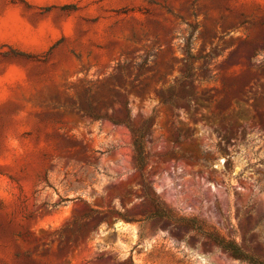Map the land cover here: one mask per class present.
Instances as JSON below:
<instances>
[{
  "label": "rangeland",
  "instance_id": "rangeland-1",
  "mask_svg": "<svg viewBox=\"0 0 264 264\" xmlns=\"http://www.w3.org/2000/svg\"><path fill=\"white\" fill-rule=\"evenodd\" d=\"M156 201L264 262V0H0V264H252Z\"/></svg>",
  "mask_w": 264,
  "mask_h": 264
},
{
  "label": "trees",
  "instance_id": "trees-1",
  "mask_svg": "<svg viewBox=\"0 0 264 264\" xmlns=\"http://www.w3.org/2000/svg\"><path fill=\"white\" fill-rule=\"evenodd\" d=\"M132 87L136 89V93H143V85L137 84V82L134 81L132 83ZM162 102L170 103L171 100L169 98H163ZM128 105V100L122 101V106L120 109L122 110L123 108L127 111L125 116H120V114L117 113H113L111 115L108 113L102 114V112L97 110V106L92 102L89 103V108L84 111L96 119L107 118L116 124H123L127 126L133 138L132 146L134 151L135 166L139 169H142L145 166L147 157L149 155L147 144L150 141V135L154 126V122L151 118H144L140 123L136 124L131 118ZM154 206L155 210L153 212V216L171 223L185 224L197 229L236 259L247 261L252 264H264V262L260 261L254 254L246 250L239 242L234 239L227 238L214 228L212 229L208 226L196 224L195 218L178 216L172 211V209L167 208L158 201L155 202Z\"/></svg>",
  "mask_w": 264,
  "mask_h": 264
}]
</instances>
